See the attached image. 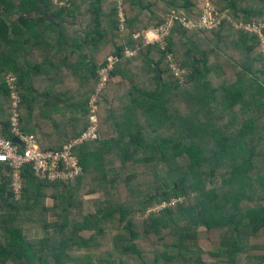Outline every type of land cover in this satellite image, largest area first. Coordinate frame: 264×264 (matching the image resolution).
Instances as JSON below:
<instances>
[{
  "label": "trees",
  "instance_id": "trees-1",
  "mask_svg": "<svg viewBox=\"0 0 264 264\" xmlns=\"http://www.w3.org/2000/svg\"><path fill=\"white\" fill-rule=\"evenodd\" d=\"M198 1L0 0V134L15 139L9 73L19 130L42 149H64L91 127L93 97L98 133L108 132L72 147L83 168L73 180H40L22 165L18 199L13 167L0 160V264H208L187 246L200 227L219 230L224 264H264V255L246 256L251 238L264 236V56L259 36L234 24H262L264 35V0H211L235 22L213 30L175 22L165 51L140 34L170 15L201 14ZM111 57L120 61L97 94ZM97 192L93 211L84 195ZM139 214L144 234L175 254L145 258L134 242ZM25 222L44 236L27 238Z\"/></svg>",
  "mask_w": 264,
  "mask_h": 264
},
{
  "label": "built area",
  "instance_id": "built-area-1",
  "mask_svg": "<svg viewBox=\"0 0 264 264\" xmlns=\"http://www.w3.org/2000/svg\"><path fill=\"white\" fill-rule=\"evenodd\" d=\"M223 21L235 22L227 13H220L218 11L208 12L198 19H190L189 17H179L170 15L165 20V23L156 27L150 28L143 33V45L149 46L158 44L160 48L165 51L168 45V38L172 34L175 22H179L187 29H201L213 30L217 29ZM239 29L250 33H256L260 40L264 39L262 24L249 23H234ZM139 36V35H138ZM137 48H140L139 46ZM137 51L127 50L125 56L127 58L136 55ZM170 66L173 72L178 76V79H183V70L178 66L173 55L168 56ZM118 57L109 58V64L106 68L99 71V86L97 94L107 85L110 72L113 65L119 62ZM8 81V79H7ZM14 79H11L8 86L10 88L11 112L10 118V132L13 138L18 140L15 144L11 140L5 138L0 134V160L8 162L13 167L12 186L13 193L16 199L21 197L22 193V178L20 168L24 164H29L34 175L40 180L67 182L75 179L78 175L83 173V168L80 165L78 157L72 152V147L77 144L98 140V118L97 112V98H92V115L90 117L91 127L85 131L78 139L72 141L61 150H44L41 148L38 140L33 135L23 134L19 130L18 113L16 107L19 102L18 93L13 84Z\"/></svg>",
  "mask_w": 264,
  "mask_h": 264
},
{
  "label": "rangeland",
  "instance_id": "rangeland-1",
  "mask_svg": "<svg viewBox=\"0 0 264 264\" xmlns=\"http://www.w3.org/2000/svg\"><path fill=\"white\" fill-rule=\"evenodd\" d=\"M122 1V0H120ZM152 2H155L156 0H150ZM198 7L199 10H201V14H191V16H193L192 19H198L204 15H208V12H212V11H217L213 2L211 0H199L198 1ZM161 8V7H160ZM159 7L155 6L153 8V10L155 12H157L158 14H160V17H166L167 14H165L162 10H160ZM162 9V8H161ZM185 17H188L189 14H183ZM75 25L78 28L82 27V22L81 20H77L75 22ZM140 34L143 36V32L141 31ZM260 51L263 53L264 56V39L260 42ZM173 71V70H172ZM174 73V72H173ZM174 75L176 77H178L175 73ZM219 75V74H218ZM6 79H8L7 81V85L8 82L10 83L11 79H14V76L9 73L6 77ZM113 81H115L116 83H122L123 79L121 77H115L112 79ZM181 84H183V79H180ZM9 103L11 104V100L9 97ZM93 109V105H92V100H91V110ZM108 138V132L106 130H101L100 134H99V138L98 140H105ZM90 183L93 184L96 182V176L92 175L90 178ZM92 186V185H91ZM88 206L87 208L95 211L97 209V207L91 203H89L92 200L95 199H99L101 196L100 194L94 193V194H85L84 195ZM46 204L48 206H53L54 202L53 199L51 197L46 199ZM93 205V207H92ZM158 207V208H157ZM159 207L160 206H154V207H150L148 210V214L149 213H153V212H158L159 211ZM146 219V216L143 214H139L138 218H137V224H138V228H139V236L138 238L134 241L135 244L140 248V249H144L145 250V258L147 259H152L153 256H157L159 258V260H162V256L161 254L166 252L169 255H173L176 253V249L174 248H169V249H161L159 248V244L156 245L155 243H153V241H151V239H149L145 234H144V221ZM57 218H55L53 216V213L49 212L48 213V221L49 222H54L56 221ZM23 231L24 234L27 238H31V239H39L41 237L44 236V233L42 232V230L40 229H35L32 228L31 222H25L23 224ZM93 232H83V236L84 237H89ZM219 230H207L204 227H200L197 231V239H195V241L193 240V242H188L187 246L190 249H202L203 253L201 255L202 259L207 262L208 264H224L225 258L223 256L221 257H217L218 256V252H220L221 248H220V236H219ZM168 244H171L170 240L166 241ZM118 255V252L114 251L113 253V257H116ZM258 255H264V236L261 237H253L250 240V252H248L246 254V256H250V257H256ZM100 258H105V254H102L99 256ZM130 260H134L136 261L138 259L137 255H131L127 257ZM97 261V260H96ZM243 264V263H241Z\"/></svg>",
  "mask_w": 264,
  "mask_h": 264
},
{
  "label": "water",
  "instance_id": "water-1",
  "mask_svg": "<svg viewBox=\"0 0 264 264\" xmlns=\"http://www.w3.org/2000/svg\"><path fill=\"white\" fill-rule=\"evenodd\" d=\"M49 19V18H48ZM157 79L160 80L161 79V73L160 71L158 70V74H157ZM13 142L14 143H18V140L17 139H13Z\"/></svg>",
  "mask_w": 264,
  "mask_h": 264
}]
</instances>
